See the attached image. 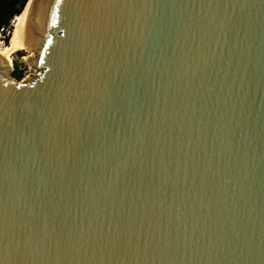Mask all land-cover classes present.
Returning <instances> with one entry per match:
<instances>
[{
  "label": "water",
  "instance_id": "obj_1",
  "mask_svg": "<svg viewBox=\"0 0 264 264\" xmlns=\"http://www.w3.org/2000/svg\"><path fill=\"white\" fill-rule=\"evenodd\" d=\"M24 41L0 264H264V0H29Z\"/></svg>",
  "mask_w": 264,
  "mask_h": 264
},
{
  "label": "bare ground",
  "instance_id": "obj_2",
  "mask_svg": "<svg viewBox=\"0 0 264 264\" xmlns=\"http://www.w3.org/2000/svg\"><path fill=\"white\" fill-rule=\"evenodd\" d=\"M29 0L25 3L20 13L13 18L11 33L8 42L4 46H0V52L5 54L11 62V55L17 49H28L32 54V48H28V43L24 41L23 45L20 43V37L22 34V28L25 21L26 10ZM27 60V59H26ZM31 65V64H30ZM32 66V65H31ZM33 67V66H32Z\"/></svg>",
  "mask_w": 264,
  "mask_h": 264
},
{
  "label": "trees",
  "instance_id": "obj_3",
  "mask_svg": "<svg viewBox=\"0 0 264 264\" xmlns=\"http://www.w3.org/2000/svg\"><path fill=\"white\" fill-rule=\"evenodd\" d=\"M24 1L25 0H0V25L7 24L13 15H18ZM10 74L17 79L20 78L21 69L17 67L16 63H13Z\"/></svg>",
  "mask_w": 264,
  "mask_h": 264
},
{
  "label": "built area",
  "instance_id": "obj_4",
  "mask_svg": "<svg viewBox=\"0 0 264 264\" xmlns=\"http://www.w3.org/2000/svg\"><path fill=\"white\" fill-rule=\"evenodd\" d=\"M15 15H13L7 24L5 25H0V46H4L8 40H9V36L11 33V26H12V22H13V18ZM13 56V55H11ZM20 61V59H19ZM17 67L19 69H21V76L20 78H25L28 74H34L37 73L38 70L35 69L34 67L26 64L25 66L17 64ZM19 79V78H18Z\"/></svg>",
  "mask_w": 264,
  "mask_h": 264
},
{
  "label": "rangeland",
  "instance_id": "obj_5",
  "mask_svg": "<svg viewBox=\"0 0 264 264\" xmlns=\"http://www.w3.org/2000/svg\"><path fill=\"white\" fill-rule=\"evenodd\" d=\"M32 54H31V52L28 49H17V50H15L12 53L13 56H11V62H10L11 63V67L13 68V63L20 64V65H23V66H25L26 64L30 65V63L25 58H26V56L28 57V55L31 56ZM19 59H20V61H19ZM12 68L9 69L8 74L10 73Z\"/></svg>",
  "mask_w": 264,
  "mask_h": 264
}]
</instances>
